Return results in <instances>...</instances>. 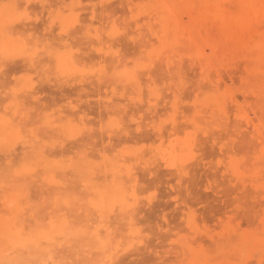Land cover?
Segmentation results:
<instances>
[{
  "label": "rangeland",
  "instance_id": "374dc122",
  "mask_svg": "<svg viewBox=\"0 0 264 264\" xmlns=\"http://www.w3.org/2000/svg\"><path fill=\"white\" fill-rule=\"evenodd\" d=\"M0 264H264V0H0Z\"/></svg>",
  "mask_w": 264,
  "mask_h": 264
}]
</instances>
